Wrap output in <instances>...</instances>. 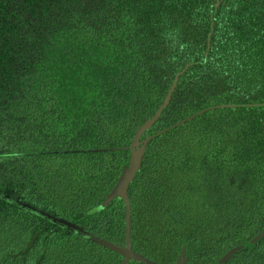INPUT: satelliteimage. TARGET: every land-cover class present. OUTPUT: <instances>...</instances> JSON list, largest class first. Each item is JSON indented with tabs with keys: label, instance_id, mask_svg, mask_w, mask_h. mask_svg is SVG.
<instances>
[{
	"label": "trees",
	"instance_id": "1",
	"mask_svg": "<svg viewBox=\"0 0 264 264\" xmlns=\"http://www.w3.org/2000/svg\"><path fill=\"white\" fill-rule=\"evenodd\" d=\"M216 3L0 0V264H121L123 203L91 212L182 71L140 139L132 251L264 264V0Z\"/></svg>",
	"mask_w": 264,
	"mask_h": 264
},
{
	"label": "water",
	"instance_id": "2",
	"mask_svg": "<svg viewBox=\"0 0 264 264\" xmlns=\"http://www.w3.org/2000/svg\"><path fill=\"white\" fill-rule=\"evenodd\" d=\"M217 3L215 7L218 6L219 0H216ZM184 71L181 73H178L175 75L173 82L170 86V88L167 91V94L164 98V101L162 104L158 107V109L155 111V113L147 120L144 121V123L137 128L134 137L128 147L129 151V162L127 167H124L121 170V174L118 177V180L116 182V185L112 189V191L106 196L102 204L95 209L92 210L91 213H98L104 210L114 199H117L121 201L124 205V223H125V228H124V246L123 248H117L114 246H111L109 244H104L107 248L117 251L121 253L123 256V260L121 264H129V262H136L140 264H153L145 259H143L141 256L135 254L132 251L131 248V241H130V231H131V208H130V203H129V198H128V189L129 186L132 184V182L135 179L136 174L140 171L143 157L145 155V150L149 144V142L153 139L152 136L146 137L144 140L140 141L142 135L147 133L148 131L151 130L155 122L159 119L161 116L162 112L166 109L168 106L172 93L175 90V87L177 85L179 77L183 74ZM205 111H201L187 119H184L183 121L175 124L171 128H176L177 126H180L192 119H194L197 116H200L204 113ZM171 128L167 129L170 130ZM160 133H157L156 135L158 136ZM264 236V231L255 237L249 245L255 244L258 240H260ZM242 248H244V245L236 247L229 252H227L219 261L220 264H225L227 263L232 256H234L236 253H238ZM187 258L184 257V251H181L179 254V258L177 259L176 264H186Z\"/></svg>",
	"mask_w": 264,
	"mask_h": 264
}]
</instances>
